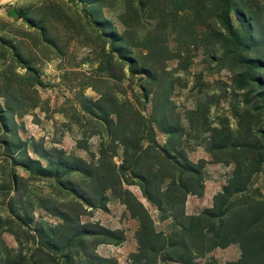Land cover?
Segmentation results:
<instances>
[{
	"label": "trees",
	"instance_id": "trees-1",
	"mask_svg": "<svg viewBox=\"0 0 264 264\" xmlns=\"http://www.w3.org/2000/svg\"><path fill=\"white\" fill-rule=\"evenodd\" d=\"M77 1L85 7L84 16L102 30V36L108 35L111 43V51L101 55L103 61L98 71L116 80L113 70H122L120 61H126L129 74L153 82L154 70L139 64L128 50L125 36L126 20L136 24L140 12L153 17L155 0H124L125 11L119 22L125 30L121 34L102 18L100 8L104 0ZM179 2L183 9L202 15L211 48L209 58L213 60L221 52L219 63L230 74L229 91L234 98L240 97L239 104L230 107L234 130L227 118H220L216 127L206 130L205 150L211 161L232 165L225 183L212 197L211 206L195 215L185 213L186 197L203 195L202 174L207 162L188 160L183 149L172 141L180 137L182 126L172 123L165 112L153 118L152 123L167 136V141L160 145L151 126L127 100L117 102L112 95L104 104V95L96 100L84 97L82 112L97 119L106 137L100 140L89 161L65 155L59 149L44 148L34 141L29 144L33 158L25 152L21 160L9 157L14 166L40 178L53 179L73 201L55 206L50 199L41 200L40 208L59 221L51 226H31V215L9 207L10 217L0 219V264H115L114 260L96 254L95 247L101 241L120 244L123 233L79 221L85 208H105L106 192L113 194L138 223L137 248L128 255L129 264H192L213 249L232 244L237 245L239 257L224 264H264V200H252V206H244V201L237 198L247 189L251 176L264 167V0ZM2 126L0 123L4 130ZM8 133L5 130V135ZM3 145L8 150L13 148L8 140ZM117 155L118 163L113 160ZM74 175L81 181L73 180ZM10 183L15 191L14 173ZM129 186L139 189L141 197L158 212L160 221L170 220L169 234L154 229L147 209L127 189ZM13 223L25 242L10 228ZM3 233L13 236L14 250L1 239ZM24 243L32 245L28 252H24ZM205 264L217 262L210 258Z\"/></svg>",
	"mask_w": 264,
	"mask_h": 264
},
{
	"label": "rangeland",
	"instance_id": "rangeland-1",
	"mask_svg": "<svg viewBox=\"0 0 264 264\" xmlns=\"http://www.w3.org/2000/svg\"><path fill=\"white\" fill-rule=\"evenodd\" d=\"M180 3L155 0L153 17L150 12H140L136 24L126 20L128 50L139 64L154 70L155 80L147 83L143 76L129 74L126 61H120L122 70H113L116 80L98 71L101 55L111 51V43L108 35L102 36V30L84 16L85 7L77 0H0V123L4 128H0L1 220L10 217L8 208L12 207L20 214L31 215V226L59 222L40 208L41 200L50 199L59 206L72 202L73 197L60 190L53 179L40 178L14 166L9 157L21 160L25 152L33 158L29 144L34 141L44 148L59 149L65 155L89 161L100 140L106 137L97 119L82 112L81 100H96L100 95H104V104L112 95L117 102L127 100L151 126L160 145L167 136L152 123L153 118L165 112L172 123L182 126L180 137L172 141L183 149L188 160L207 162L202 174L203 195H188L185 213L195 215L211 206L212 197L220 191L232 165L211 161L205 150L206 130L216 127L220 118H227L234 130L230 107L239 104L240 97L234 98L229 91L230 74L219 63L221 52L213 60L209 58L211 48L202 15L183 9ZM102 4V18L117 34L123 33L125 27L119 17L125 11L124 0H104ZM5 140L11 142L12 150L5 148ZM17 146L19 151L15 150ZM113 160L118 163V155ZM13 173L17 176L15 191L10 183ZM72 179L81 181L77 175ZM127 189L147 209L154 229L169 234L170 220L160 221L158 212L141 197L136 186ZM237 198L244 201V206H252V200H264V167L251 176L247 189ZM79 221L120 230L124 236L120 244L101 241L95 253L115 264H129L128 255L137 248L138 223L113 194L106 192L104 209L85 208ZM10 228L25 242L14 223ZM1 239L8 248H16L12 235L3 233ZM24 246V252L32 248L29 243ZM238 257L239 249L232 244L213 249L192 264H205L210 258L224 264Z\"/></svg>",
	"mask_w": 264,
	"mask_h": 264
},
{
	"label": "crops",
	"instance_id": "crops-1",
	"mask_svg": "<svg viewBox=\"0 0 264 264\" xmlns=\"http://www.w3.org/2000/svg\"><path fill=\"white\" fill-rule=\"evenodd\" d=\"M185 206H188V200H187V201H185Z\"/></svg>",
	"mask_w": 264,
	"mask_h": 264
},
{
	"label": "water",
	"instance_id": "water-1",
	"mask_svg": "<svg viewBox=\"0 0 264 264\" xmlns=\"http://www.w3.org/2000/svg\"><path fill=\"white\" fill-rule=\"evenodd\" d=\"M68 1H73V0H68Z\"/></svg>",
	"mask_w": 264,
	"mask_h": 264
}]
</instances>
